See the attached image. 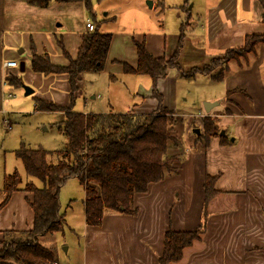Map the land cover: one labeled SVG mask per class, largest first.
Instances as JSON below:
<instances>
[{"label": "crops", "instance_id": "obj_1", "mask_svg": "<svg viewBox=\"0 0 264 264\" xmlns=\"http://www.w3.org/2000/svg\"><path fill=\"white\" fill-rule=\"evenodd\" d=\"M45 1V5L38 7L30 6L28 0H0V97L2 99L3 88L9 86V80L13 77L21 80L20 88L26 84L36 89L35 100L67 108L69 87L66 76L43 77L33 73L30 66L20 72V63L17 64L18 69L5 70L2 67L5 61L17 62V45L28 46L29 50L33 46L37 56L46 53L45 47L40 46L45 43L43 34L36 31H20L17 22L22 16L21 11L25 17H31L46 10L50 0ZM54 1L85 5L90 10V0ZM206 13L205 42L214 47L213 49H238L244 45L246 36L264 32V10L260 0H218ZM84 28L85 32L79 30L75 34H59V37L54 35L52 40L59 48L56 51L57 56L47 53L53 66L68 65L62 51L71 60L77 57L83 37L96 31L95 27L88 31L86 24ZM117 40L112 37L103 70L89 73H105L110 76L111 82L115 81L111 80L115 79L111 72L117 73L118 76L134 75L124 73L122 66L113 65L116 61L123 62L122 65L126 64L133 69L137 65L135 48V53L133 48L127 49V54L113 51ZM143 44L153 58L162 57L154 55L148 45ZM21 53L23 50H18L17 54ZM31 53L30 50V58ZM222 57L218 56L216 59ZM263 66L264 46L258 48L256 56H248V59L239 64L233 60L229 61V68H226L229 72L223 81L226 84L223 100L225 101V95L229 92V102L224 103L221 111L213 113V107L221 104V100L213 98L209 100L212 106L208 112L205 111L207 114L199 113L201 118L208 116L217 120L220 133H224V140L212 137L205 144L202 138L188 137L185 146L190 150L185 151L182 160L173 165L176 172L167 173L160 182L149 184L145 193L133 195L131 209L135 210L136 214H105L97 227L87 226L82 217V223L78 224L75 230H70V235L75 234L81 238L76 244H71L76 247V258L70 254L71 246L64 248L66 257L59 258L56 253V250L60 249L58 242L52 239L47 248L51 249L55 260L60 264H158L167 230L192 232L200 227L205 197L204 181L205 177L209 176L217 177L213 187L216 194L206 207L208 218L204 234L200 241L185 249L182 259L174 264H264ZM217 69L220 71L223 67L220 65ZM89 73L79 76V89L74 101L82 97L81 82L84 75ZM7 97L12 95L7 94ZM88 100L94 101V94H90L88 99H83L85 105ZM212 101H217V104ZM167 111L172 113V109ZM51 114L64 118L63 113ZM77 114L106 113L83 109ZM82 194L83 208V189ZM29 199L30 195L25 192H14L7 205L0 210V239L3 231L20 232L31 229L33 213L29 207ZM63 244L66 245V242Z\"/></svg>", "mask_w": 264, "mask_h": 264}, {"label": "trees", "instance_id": "obj_2", "mask_svg": "<svg viewBox=\"0 0 264 264\" xmlns=\"http://www.w3.org/2000/svg\"><path fill=\"white\" fill-rule=\"evenodd\" d=\"M186 4V1L184 0ZM45 0H28L30 6L41 7ZM264 10V0H260ZM112 35L93 31L83 37L77 57L68 60L66 67L53 66L49 56L44 53L37 56L33 46L30 47V69L43 77L66 76L69 87V106L60 108L57 105L36 100L35 112H59L64 114V120L58 127V132L67 140V146L59 151H46L38 147L30 149L21 147L14 152V157L23 165L28 179L39 180L41 188L33 182L27 183L23 191L30 195L29 207L33 213L31 229L27 231H3L0 240V264H50L55 261L51 249L39 244V239L61 233L64 228V218L59 212L60 187L71 178H77L84 191V219L87 226H100L105 214L134 215L131 202L134 194H143L149 184L160 182L169 173H175L174 164L182 157L177 153L181 147L172 134L171 121L173 113L155 111L151 115L135 114H90L83 115L72 112L75 94L78 91L79 76L83 73L103 70L109 52ZM264 46V32L260 35L246 36L241 48L226 50L225 58L233 54L227 61L240 63L248 56H256L259 47ZM137 65L135 69L123 65L124 73L150 77L154 82L166 76L169 68H177L181 76L197 74L210 76L215 82H223L226 68L213 74L219 64L213 61L202 69H191L182 72L176 63V55L170 58H153L144 44H136ZM220 60V59H217ZM262 84L264 85V66L262 68ZM9 85L15 88L22 86L19 78L11 77ZM229 92L226 93L228 101ZM158 98L159 95H157ZM225 99V100H226ZM203 139L205 144L212 137L224 140L217 133L216 119L208 116L201 118ZM59 155L55 164L47 161L50 155ZM217 177H205V197L202 204L201 225L192 232H175L167 230L164 235L163 252L158 264H174L182 259L183 251L190 248L194 242L200 241L207 222L206 207L216 194L214 184ZM21 178L17 172L3 178L0 190V210L3 209L14 192H20L18 187ZM13 238V239H12Z\"/></svg>", "mask_w": 264, "mask_h": 264}, {"label": "rangeland", "instance_id": "obj_3", "mask_svg": "<svg viewBox=\"0 0 264 264\" xmlns=\"http://www.w3.org/2000/svg\"><path fill=\"white\" fill-rule=\"evenodd\" d=\"M217 1L188 0L185 5L184 0H90V10H88L85 5L63 4L50 0L46 10L37 12L31 17H25L21 11L22 16L17 22L20 31L28 33L36 31L43 34L45 43L40 46H44L45 52L50 56H57L56 51L59 49L52 40L54 35L59 37V34H75L79 30L85 32L84 26L86 20H89L95 30L111 34L113 39H118L113 51L127 54V49H134L137 43H146L156 56L167 59L176 55V63L181 71L188 72L191 69H202L210 65L215 61L214 59L225 53L221 51L222 49H213L214 47L205 42L206 12L215 6ZM18 50H23V53L18 55ZM133 51L135 53V49ZM29 52L28 46L17 45L15 50L17 64L23 62L24 68L28 67ZM231 55L233 56L228 54L225 58L216 59L219 66L229 68L227 59L232 57ZM122 63L116 61L113 65L123 67ZM231 69L233 70V67ZM218 72L219 69L213 74ZM111 74L115 77V79L111 78L112 81L115 80L113 82L109 81L110 76L105 73L85 74L81 82L82 97L74 101L72 112L79 113L86 109L90 112L106 114L132 113L147 116L155 111L165 112L172 109L174 114L171 121L172 134L181 141L182 145L177 151L180 157L184 156L185 151L190 150L185 146L188 137L195 139L203 135V120L199 113L207 114L204 105L211 103L209 100L213 98L221 100L219 106L213 107L215 113L221 111L225 102H229L226 95V100H223L225 82H215L210 76L200 74L181 76L176 67L169 68L166 76L157 82L147 76H118L115 72ZM28 87L34 91L24 96L23 87L5 86L2 99L0 97L2 101L0 102V190L4 176L13 172H17L21 178L19 193H22L28 183L21 161L14 157V152L22 146L30 149L41 147L50 152L63 150L67 146L66 138L58 132L63 116L51 114L58 113L53 111L34 112L37 92L31 86ZM7 94H11L12 97L8 98ZM90 94H94L95 100H88L85 105L83 99H88ZM215 102L217 101H212ZM195 130L199 131V135L195 134ZM219 131L217 126V133ZM59 160L60 156L56 154L47 157V161L51 164ZM31 181L37 188L43 186L39 180L30 179ZM82 198L78 179H68L59 191V212L64 218V228L61 233L49 235L44 240L39 239V244L44 247L55 239L60 248L56 250L59 258L66 257L64 248L71 246L72 242L76 244L78 239L81 240L78 235H70V230H75L76 226L82 223L84 217ZM64 241L66 245L63 244ZM75 249L76 247L72 245L70 254L74 258H76Z\"/></svg>", "mask_w": 264, "mask_h": 264}, {"label": "water", "instance_id": "obj_4", "mask_svg": "<svg viewBox=\"0 0 264 264\" xmlns=\"http://www.w3.org/2000/svg\"><path fill=\"white\" fill-rule=\"evenodd\" d=\"M149 6H151V3H149ZM20 53V52H19ZM23 68H24V64H23V62H20V64H19V71L20 72H23ZM23 89H24V96H28V95H30V94H32L33 93V90H31L29 87H27V86H23ZM215 104H217V103H215ZM212 106V104H210V103H206L205 105H204V109H205V111L206 112H208L209 111V107H211ZM195 134L196 135H199V131L198 130H195ZM222 136H224V133L221 131V133H220ZM63 251L65 252V249H63Z\"/></svg>", "mask_w": 264, "mask_h": 264}, {"label": "built area", "instance_id": "obj_5", "mask_svg": "<svg viewBox=\"0 0 264 264\" xmlns=\"http://www.w3.org/2000/svg\"><path fill=\"white\" fill-rule=\"evenodd\" d=\"M86 28L88 29V31H92L93 30V26L90 24V22H86ZM17 62L16 61H12V60H9V61H5L2 65L3 69H15L17 68ZM50 264H60L58 263L57 261H53L51 262Z\"/></svg>", "mask_w": 264, "mask_h": 264}]
</instances>
